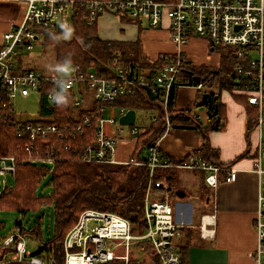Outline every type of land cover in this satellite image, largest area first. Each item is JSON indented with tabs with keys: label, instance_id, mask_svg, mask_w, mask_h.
<instances>
[{
	"label": "built area",
	"instance_id": "built-area-1",
	"mask_svg": "<svg viewBox=\"0 0 264 264\" xmlns=\"http://www.w3.org/2000/svg\"><path fill=\"white\" fill-rule=\"evenodd\" d=\"M12 2L20 8V17L13 21L0 42V121L16 117L14 102L18 98L29 99L40 96V90L49 87L47 100L53 104L61 97V92L71 96L72 103L79 107L86 102V94L97 104L95 113L83 116L76 125L51 122L28 123L25 131L29 136L26 151L33 153L38 138L58 136L64 138L81 134L83 128L91 127L96 119L95 141L82 154V161L96 164H117L115 153L118 139L108 132L107 126H117L119 119L129 110L115 109L109 105L119 98L136 96L139 90L149 88L159 98L167 111L169 98L174 88H179L182 72L190 60L183 49L193 39L207 41L209 48H228L230 56L237 61L234 73L237 74L236 92L246 97L247 103L264 109V0H174L161 3L155 0H0ZM79 9L88 11L86 23L98 22L104 14H114L119 18L145 21L152 29L166 28L169 40L177 51L161 55L154 68L143 69L138 65L117 66L112 77L99 75L95 71L84 72L79 66H72L69 76L48 75L36 69L20 72L18 60L31 52L44 38L40 30H68L73 27L75 13ZM199 89H207L201 82ZM212 89V88H209ZM115 110V111H114ZM112 113L106 116L105 113ZM200 120L199 116L192 114ZM166 130L171 128L169 117L165 116ZM17 122V117L13 123ZM132 136L139 134L135 125L131 126ZM146 160L135 165L150 169V183L144 199V220L147 225L144 234H137L129 220L114 214L95 210L84 211L76 225L67 233L63 241L64 264H106L123 261L129 264L131 248L136 244L152 247L159 264H183L175 246V240L184 227L175 218L169 201V193L156 195V188H164V181L153 182L156 169H178L206 173L205 182L215 189L220 172H226L225 181L233 182L237 171L221 167L205 160L200 155L187 157L181 163H174L164 156L158 141L147 150ZM54 151H47L49 157ZM52 159L50 158V162ZM52 163V162H51ZM127 163L124 164H129ZM133 163V162H131ZM254 170L260 177L258 210L255 230L258 238V259L264 253V168L262 157L254 162ZM16 158L0 157V176L14 177ZM207 224L202 225V229ZM12 260L29 264H48L33 257L28 242L15 232L0 245L14 244ZM122 250L120 253L119 251Z\"/></svg>",
	"mask_w": 264,
	"mask_h": 264
},
{
	"label": "trees",
	"instance_id": "trees-1",
	"mask_svg": "<svg viewBox=\"0 0 264 264\" xmlns=\"http://www.w3.org/2000/svg\"><path fill=\"white\" fill-rule=\"evenodd\" d=\"M170 3L174 0H155ZM20 8L15 6H0V18L16 20ZM88 11L79 9L73 19L70 31L40 30L44 38L43 47L54 50L55 60L59 64L79 66L84 72L95 71L99 75L112 77L117 66L138 65L147 69L157 64V59L144 55L143 45L139 39L136 42L107 41L101 39L98 32V22L88 24L85 21ZM124 22L140 23L137 20L121 18ZM140 29L142 25L138 24ZM221 55L217 68L206 65H194L188 62L186 70L182 72L180 85L198 86L193 76L201 78L205 87L217 88L220 92H230L235 100L242 103L247 110L249 126H255L259 114L257 107L247 103L246 99L236 92L238 76L234 73L237 63L231 56L228 48L217 47L211 50ZM20 72L32 69L24 67L21 58L18 60ZM34 70V69H33ZM189 73H193L190 76ZM49 87L40 90L39 119L36 121H20L14 124L16 117L0 121V157L16 158V174L1 187L0 211L17 213L20 217L29 214H38L43 209L53 207L55 212L54 233L46 237V230L42 223L43 214L31 228H26L20 220L14 223V229L26 241L32 240L40 244L38 250L31 252L33 257H38L48 264H64L63 241L67 233L76 225L80 215L87 210H95L117 214L127 220L136 228L137 234H144L147 225L144 220V199L150 183V169L147 166L135 165L145 161L143 152L157 142L166 130L165 116L170 120L171 126L193 128L203 140L202 146L196 150L195 155L202 156L205 160L218 164L213 160L218 152L211 148L209 133L211 130L220 129L225 119V108L219 103L218 115L211 119L214 126L203 125L200 120L193 118L187 110L176 109V93L178 88L171 91L169 108L159 98L149 100L144 90H139L136 96L119 98L111 107H121L129 110H156L157 120L151 124L146 133H140L131 156L129 164H96L82 161V154L87 147L94 144L96 119L89 128H83L81 134L59 138L48 136L38 138L34 143L32 154L26 151L29 136L25 131L28 123H58L74 126L81 121L83 116L95 113L97 104L92 101L91 95L86 94V102L79 107L72 103L71 96L61 92V97L53 104L47 100ZM214 97V95L212 94ZM215 126H218L215 128ZM54 151L49 157L47 151ZM52 159V163L50 162ZM173 161V160H172ZM133 162V163H131ZM174 163H181L173 161ZM226 167L224 165H219ZM178 169L159 168L154 171L153 182L164 181L167 190L156 188V195L163 196L171 193L178 186ZM226 172H220L219 180L225 181ZM48 183L52 193L45 194L44 186ZM6 229V224L0 221V232ZM50 231V229H49ZM9 238V237H8ZM7 240L0 238V245ZM10 246L2 247L0 264H29L11 259L15 252L16 242ZM136 248L153 253L149 245L137 244ZM187 245L179 248L178 254L183 264L186 263ZM106 264H125L123 261H112ZM129 264H141L137 258L131 257Z\"/></svg>",
	"mask_w": 264,
	"mask_h": 264
},
{
	"label": "crops",
	"instance_id": "crops-1",
	"mask_svg": "<svg viewBox=\"0 0 264 264\" xmlns=\"http://www.w3.org/2000/svg\"><path fill=\"white\" fill-rule=\"evenodd\" d=\"M0 6L18 7L6 1H0ZM19 17L16 20L0 18V42L12 22L17 21ZM138 24L142 25V29ZM112 26L115 28L114 32L109 31ZM98 32L101 39L107 41L136 42L140 39L143 52L146 48L144 55L153 59L177 51L169 40L166 28L152 29L145 21L124 22L117 15L107 13L98 20ZM142 36L149 39L148 44L143 43ZM183 54L194 65L217 68L220 64V53H212L208 42L201 39H193L190 45L183 49ZM205 92L217 95L219 103L225 108V119L220 129L211 130L209 133L210 146L218 152L217 158L213 157V160L219 165L235 169L237 178L233 182L220 181L213 189L205 182L206 173L184 170L189 171L190 174L182 175V180L179 181L182 172L179 170L177 189L173 195L169 193V201L174 209L176 221L184 226L175 240L176 249L187 245L185 264H264V253L259 259L257 255L255 218L258 210L260 177L254 170V162L259 157H262L264 168L263 140L261 132L260 138L257 133L258 128L262 131L264 109L261 111L257 108L259 114L255 121L256 125L249 126L246 107L235 100L230 92H220L217 88L199 89L191 85H181L177 89L176 109L190 111L199 116L203 125H210L211 119L208 113L212 111L213 96L208 107L197 106ZM145 93L151 100L149 94L146 91ZM243 97L246 99L245 96ZM108 113L109 111L105 115ZM157 116L158 112L147 130H139V134L146 133L151 124L157 120ZM118 125L119 128L108 125L107 129L110 135L118 139L115 161L117 164H122L130 161L139 134L132 136L129 131L131 141L123 142L121 137L124 132L123 126ZM212 125L214 126V123ZM202 144V137L190 127L171 126L169 131L158 140V147L164 156L176 162H183L187 157L195 155ZM144 153L147 151L143 152V157L146 159L147 155ZM195 176H200L201 183L194 193H191L184 184L180 185L184 177L191 179ZM204 223L207 225L202 229ZM151 256V263L159 264L154 251Z\"/></svg>",
	"mask_w": 264,
	"mask_h": 264
},
{
	"label": "rangeland",
	"instance_id": "rangeland-1",
	"mask_svg": "<svg viewBox=\"0 0 264 264\" xmlns=\"http://www.w3.org/2000/svg\"><path fill=\"white\" fill-rule=\"evenodd\" d=\"M110 32H114L115 28L112 26V28L109 29ZM147 35V34H145ZM143 43L147 42L149 43V39L142 36ZM169 41V40H168ZM144 52H146V48H144ZM24 67L27 69H36L38 71H41L44 74L48 75H63V76H69L73 73L72 65L70 64H59L55 60L54 50L49 47H43L41 44L36 45L35 49L32 50L29 53H26L22 55L21 57ZM91 95V94H89ZM92 97V95H91ZM14 107L16 109V117L20 121L26 122V121H36L39 119L38 111H39V97L38 95H33L29 99H23L18 98L14 102ZM157 111L156 110H141L136 112L137 122L136 126L139 128L140 131H146L154 117H156ZM106 116H110V113H108ZM263 118V124L261 126L262 131L258 128L257 133L260 138V132L263 140V147H264V112L262 114ZM116 128H119V125L115 126ZM124 132L122 133V139L123 142H130L131 136L129 135L130 128L129 126L123 127ZM147 155V153H144ZM190 174L189 171L182 170L181 176L179 178V181L182 180V175ZM11 178L9 176H0V184L3 187L7 182H10ZM200 176H195L194 178H183V181H181L180 185L184 186L191 192L194 193L199 189L200 185ZM201 190V189H200ZM45 194H51L52 190L50 186L48 185L47 181L44 186ZM1 193V190H0ZM43 214L42 223L44 225V228L46 230V237L53 236L54 233V222H55V212L53 207L46 208L42 210V212L38 214H29L24 217H20L17 213L12 212H2L0 211V221L4 222L6 224V229L0 232V238H8L12 236L16 231L14 229V223L17 220H20L23 225L26 228H31L35 222L37 221V218L40 217ZM50 229V231H49ZM51 235V236H50ZM40 244L33 242L32 240H28V249L34 253L38 250ZM179 251V248L177 252ZM131 255L133 258H137L141 264H153L151 263V254L148 252H145L141 249L136 248L133 246L131 248Z\"/></svg>",
	"mask_w": 264,
	"mask_h": 264
},
{
	"label": "water",
	"instance_id": "water-1",
	"mask_svg": "<svg viewBox=\"0 0 264 264\" xmlns=\"http://www.w3.org/2000/svg\"><path fill=\"white\" fill-rule=\"evenodd\" d=\"M190 76H193V73H189ZM194 81L197 84L201 83V78L197 77V76H193ZM146 92L149 94L150 99L152 101L155 100V94L153 93V91L149 88H145ZM212 100V94L205 92L202 96L201 101L197 104V106L199 108L202 107H208L210 102ZM213 105H212V111L208 113V116L210 119H213L214 117H216L218 115V111H219V97L217 95H215L213 97ZM136 122V111L135 110H129L124 116H122L119 120V124L120 126H133ZM1 184H0V189H1ZM136 228H133V230H135Z\"/></svg>",
	"mask_w": 264,
	"mask_h": 264
}]
</instances>
